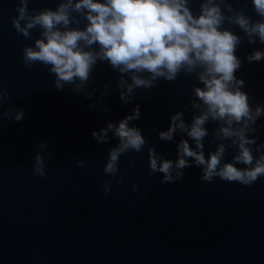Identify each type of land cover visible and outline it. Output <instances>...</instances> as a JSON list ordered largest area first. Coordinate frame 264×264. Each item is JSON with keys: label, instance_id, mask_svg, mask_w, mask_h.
<instances>
[{"label": "water", "instance_id": "obj_1", "mask_svg": "<svg viewBox=\"0 0 264 264\" xmlns=\"http://www.w3.org/2000/svg\"><path fill=\"white\" fill-rule=\"evenodd\" d=\"M200 2L190 5L196 14ZM18 3L0 0V84L11 93L4 110L12 106L25 112L21 121L0 118V264H264V176L244 186L218 177L204 182L195 166L174 183L161 184L163 174H149L148 148L155 146L175 160L178 142L187 138L177 133L173 141H160L158 131L166 130L171 115L180 110L191 121V94L199 84L195 74L181 73L172 82L161 79L152 90L137 89L134 100L124 104L119 73L108 62H98L87 89L96 90L91 100L70 85L59 90L47 66L24 64L23 47L34 44L40 30L34 29L31 39L15 31ZM58 3L30 0L28 7L54 9ZM233 4L259 18L252 0ZM225 26L243 35L239 27ZM257 49L264 51V44L245 38L236 50L243 62L236 76L255 98L253 106L264 104V60H247ZM105 86L107 95L102 96ZM136 105L141 116L130 124L141 129L147 143L140 152L121 156L117 177L122 175L124 183L114 180L105 195L103 181L110 176L104 166L118 140L98 143L92 132L109 121L118 123ZM217 126L206 125V155L216 148L209 140ZM256 127L262 144L264 117ZM42 141L47 150L37 149ZM37 151L45 153L46 177L34 174ZM233 155L229 148L225 160L232 161ZM80 158L85 160L82 168L77 166ZM133 184L140 185L138 192Z\"/></svg>", "mask_w": 264, "mask_h": 264}, {"label": "clouds", "instance_id": "obj_2", "mask_svg": "<svg viewBox=\"0 0 264 264\" xmlns=\"http://www.w3.org/2000/svg\"><path fill=\"white\" fill-rule=\"evenodd\" d=\"M29 2L19 0L17 15L12 18L15 31L27 39L32 38L34 29L40 30L34 44L23 47L24 64L29 68L47 66L59 90L70 85L91 100L96 90L87 89L98 62H108L119 73V98L124 104L134 100L137 89L152 90L161 79L172 82L181 73L195 74L199 84L191 94V121L185 119V110H180L171 115L166 130L158 131L160 141L186 134L187 138L178 142L176 159L166 158L155 146L148 148L149 174H163L161 184L183 180L184 170L193 166L201 169L204 182L218 177L250 186L264 176V143L258 144L256 135L264 104L253 106L255 98L243 90L245 81L236 76L243 63L236 55L238 46L245 38L250 44H264V0H252L258 19L246 14L244 8L234 7L233 0H201L198 14L190 6L192 0H59L54 9L39 10H30ZM225 25L239 27L243 35ZM247 60H264V51L254 50ZM107 91L105 86L102 96ZM10 101L11 93L0 84V118L23 120V109L9 106L4 110ZM103 110L107 112V106ZM140 116L136 105L118 123L109 121L92 132L98 143H107L112 137L118 140L108 150L104 166L110 176L103 181L105 195L114 180L124 183L122 175L117 177L121 156L140 152L147 143L141 129L130 124ZM210 122L218 125L209 140L216 148L206 155V125ZM36 147L47 150L48 144L42 141ZM229 148L234 149L232 161L225 160ZM47 154L52 158L51 152ZM44 155L37 151L34 157V174L40 177L47 175ZM77 166L84 167L85 160L77 159ZM132 189L138 192L140 185L133 184Z\"/></svg>", "mask_w": 264, "mask_h": 264}]
</instances>
